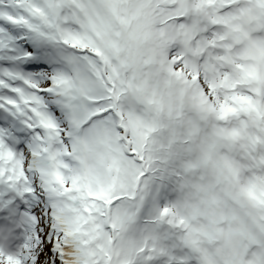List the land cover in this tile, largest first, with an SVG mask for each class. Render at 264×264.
Masks as SVG:
<instances>
[{"label":"snow or ice","instance_id":"1","mask_svg":"<svg viewBox=\"0 0 264 264\" xmlns=\"http://www.w3.org/2000/svg\"><path fill=\"white\" fill-rule=\"evenodd\" d=\"M0 264H264V0H0Z\"/></svg>","mask_w":264,"mask_h":264}]
</instances>
